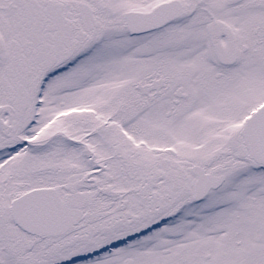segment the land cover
I'll return each mask as SVG.
<instances>
[{
    "label": "snow or ice",
    "instance_id": "1",
    "mask_svg": "<svg viewBox=\"0 0 264 264\" xmlns=\"http://www.w3.org/2000/svg\"><path fill=\"white\" fill-rule=\"evenodd\" d=\"M0 264H264V0H0Z\"/></svg>",
    "mask_w": 264,
    "mask_h": 264
}]
</instances>
